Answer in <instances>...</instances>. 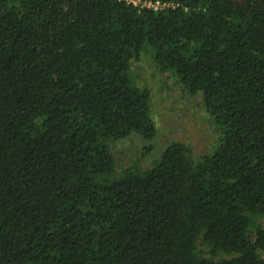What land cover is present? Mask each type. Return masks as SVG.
<instances>
[{"label":"trees","instance_id":"1","mask_svg":"<svg viewBox=\"0 0 264 264\" xmlns=\"http://www.w3.org/2000/svg\"><path fill=\"white\" fill-rule=\"evenodd\" d=\"M148 1L0 0V264H264V0ZM147 53L222 141L116 175Z\"/></svg>","mask_w":264,"mask_h":264},{"label":"rangeland","instance_id":"2","mask_svg":"<svg viewBox=\"0 0 264 264\" xmlns=\"http://www.w3.org/2000/svg\"><path fill=\"white\" fill-rule=\"evenodd\" d=\"M133 80L151 92L152 116L158 133L153 140L132 135L112 143L116 175L130 166L148 169L155 165L172 142L188 144L197 157L212 154L222 141L201 94L191 95L171 73H165L145 54L133 65ZM264 225V217L259 219ZM205 255L208 248L199 247ZM224 256V255H223Z\"/></svg>","mask_w":264,"mask_h":264},{"label":"built area","instance_id":"3","mask_svg":"<svg viewBox=\"0 0 264 264\" xmlns=\"http://www.w3.org/2000/svg\"><path fill=\"white\" fill-rule=\"evenodd\" d=\"M128 3H131L133 5L139 6L141 8L143 7H149V8H154V9H159L162 6L166 5V4H161L160 1L157 2H152V1H148V0H125Z\"/></svg>","mask_w":264,"mask_h":264}]
</instances>
